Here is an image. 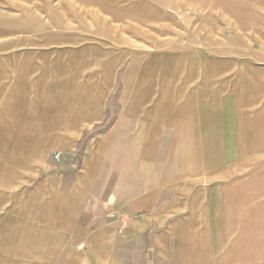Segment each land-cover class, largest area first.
Masks as SVG:
<instances>
[{
  "label": "rangeland",
  "instance_id": "rangeland-1",
  "mask_svg": "<svg viewBox=\"0 0 264 264\" xmlns=\"http://www.w3.org/2000/svg\"><path fill=\"white\" fill-rule=\"evenodd\" d=\"M135 5L151 18H116ZM216 5L0 0V206L32 208L39 182L75 176L82 162L99 157L98 140L114 132L117 168L148 179L146 132L159 145L166 126L179 120L178 128H188L199 107L241 94L228 83L240 86L264 66L256 55L264 53V26L239 24V10ZM242 92L252 97V88ZM207 184L188 191H207Z\"/></svg>",
  "mask_w": 264,
  "mask_h": 264
},
{
  "label": "crops",
  "instance_id": "crops-1",
  "mask_svg": "<svg viewBox=\"0 0 264 264\" xmlns=\"http://www.w3.org/2000/svg\"><path fill=\"white\" fill-rule=\"evenodd\" d=\"M214 1L239 10V24L264 26V0ZM135 6L116 18H151ZM244 79L228 83L241 94L222 106L212 100L191 119L184 114L188 128L166 126L159 145L145 133L148 179L117 168L114 132L75 176H40L32 208L0 206V264H264V66ZM201 183L207 191H188Z\"/></svg>",
  "mask_w": 264,
  "mask_h": 264
}]
</instances>
